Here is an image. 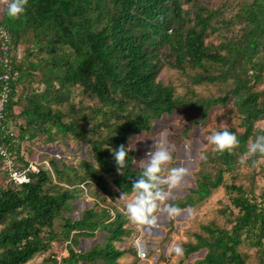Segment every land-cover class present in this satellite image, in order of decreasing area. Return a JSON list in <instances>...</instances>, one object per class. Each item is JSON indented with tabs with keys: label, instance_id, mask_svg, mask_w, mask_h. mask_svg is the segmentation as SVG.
Masks as SVG:
<instances>
[{
	"label": "trees",
	"instance_id": "1",
	"mask_svg": "<svg viewBox=\"0 0 264 264\" xmlns=\"http://www.w3.org/2000/svg\"><path fill=\"white\" fill-rule=\"evenodd\" d=\"M208 1L213 3L28 0L26 13L17 20L10 19L7 6L0 3L6 58L16 74L4 118L8 125L12 117L20 122L18 134L11 128L13 136H3L1 142L15 167L27 165L19 150L21 140L39 134L46 142L54 137L85 142L92 160L74 168H58L49 161L51 173L40 169L29 174L26 184L0 187V264H27L41 254H47L45 264H118L125 252L114 243L134 233L126 227L125 214L90 208L72 221L63 213L87 194L83 186L88 182L109 194L110 182L119 193L130 195L140 172L134 166L136 150L128 152L123 175L117 173L113 152L120 145L129 147L134 137L149 135L155 121L181 110L203 120L212 107L227 103L239 116L240 131L228 130L237 135L240 146L231 154L212 151L194 173L193 188L169 203L192 209L222 187L235 211L227 215L229 228L201 226L205 236L194 234L193 243L183 244V257L203 251L192 264H247L250 257L239 251L243 247L252 251L254 264H264V190L255 195L252 172L246 188L224 184V175L240 165L254 171L252 160H258L256 166L264 161L245 156L248 144L264 134V127L255 125L264 120V0ZM211 35L219 39L217 44L206 42ZM20 45L25 48L17 61ZM166 66L191 73V86L227 88L213 98L192 100V90L188 97H177L173 87L156 80ZM31 79L36 87H31ZM25 81L28 86H21L17 95L16 82ZM55 223H60L58 230ZM96 233L107 234L101 244L84 253L74 250L79 239H92ZM56 240L65 256L50 253Z\"/></svg>",
	"mask_w": 264,
	"mask_h": 264
},
{
	"label": "rangeland",
	"instance_id": "2",
	"mask_svg": "<svg viewBox=\"0 0 264 264\" xmlns=\"http://www.w3.org/2000/svg\"><path fill=\"white\" fill-rule=\"evenodd\" d=\"M200 3L204 5H210L213 3L208 0H199ZM185 6H183L184 8ZM206 42H211L212 44H217L219 39L214 35L209 36ZM25 45H20L16 48L15 56L17 61L23 56V49ZM191 73L188 71L181 73L177 70L163 67L157 76V81L162 85H168L173 87L174 95L177 97H188L190 91L191 99L197 98H209L217 97L222 95L226 90L224 85H212L203 84L200 86H191L188 83V77ZM36 78V75H33ZM31 87H36L37 84L34 79H31ZM22 88L28 86L27 81L25 83L15 84L16 94H20ZM28 92V91H27ZM79 101V98H74V102ZM65 110V106L62 107ZM14 112L17 109L14 108ZM178 117H182L183 121L179 120ZM225 123L228 128H234L236 131H240L238 128L239 116L237 115L235 109L231 103H227L224 106L212 107L206 114L203 120H200L192 111H179L174 113L172 116H163L162 119L155 121L152 125L151 132L149 135L141 134L134 137L131 141L133 148L136 150V157L134 166L138 169L139 162L146 158V153L152 150L154 136L162 131L164 128L169 127V131L175 134L170 137V140L175 143L176 150L173 152V163L168 167H179L185 166L189 169V174L185 179L184 184L178 190L172 193V198L168 201L171 202L173 198H182L187 194L190 188H193V175L195 172L199 171L201 164L204 162L205 158L212 152V146L207 143L206 136L210 134L212 130H221L219 125ZM18 123L15 118H11V128L14 133L19 132ZM21 125V124H20ZM183 125V126H182ZM258 128L264 127V120L255 124ZM45 135L39 134L32 140H21L19 145L20 154L26 162H35L40 164L39 169L47 170L49 173L50 166L49 161L54 162V164L61 168L62 165L65 167H77L82 161L92 162L90 156L89 146L85 142H78L72 138H61L54 137L52 141L46 142ZM201 155L205 158L201 159ZM209 167V165H207ZM251 172L254 174L255 184V195H258L262 190H264V161H259V164L254 167V171L251 167L247 165H240L235 171L224 175V184L228 185L233 183L236 186L248 187L251 182ZM52 182L54 183L53 174L50 175ZM7 184V179L5 173L0 166V187H4ZM107 191L109 193L101 192L97 186L88 182L87 185L83 186L86 195L79 197V199L71 203V211L63 213V216L71 219L72 221L80 219L82 213L85 210L93 208L94 211L99 209H105L112 215V212H124V201L120 200L119 193L114 185L107 182ZM92 194V195H91ZM186 211L177 218H168L165 214L158 212L159 216L158 225L149 233L143 227L131 223L128 219L126 227L131 228L134 233L129 237L124 238L120 243H114V247L118 251H124L118 260V264H192L193 261L200 259L204 252H199L191 254L188 257L176 256L174 252L170 249L174 245H179L183 248L185 243L194 242V234L205 236L204 232L200 229L201 226L212 224L213 226L220 229H228L229 224L226 222L228 217L234 215L235 211L232 209L228 202V198L224 193L222 187L213 191L208 198L197 204L194 208L190 209V213ZM229 213L231 214L230 216ZM60 223H55V230H58ZM137 230L135 227H137ZM137 233L135 236L134 234ZM143 235L145 239L149 241L147 246L156 244L154 241L158 240L160 243L157 249L160 250V254L153 261L152 251H149L147 260L144 262L138 261L134 253H132L130 248V241L136 236ZM107 237V234L101 235L96 233L94 238L89 239H79L77 246L74 250L80 253L89 251V249L94 244H101L103 242V237ZM130 250V251H129ZM239 251L246 252L250 257L247 264H254L253 254L251 250H246V248H239ZM50 253H55L58 257L65 256L64 246L60 240L52 242V249ZM47 254L37 255L27 264H45L43 263V258ZM101 264V263H100Z\"/></svg>",
	"mask_w": 264,
	"mask_h": 264
},
{
	"label": "clouds",
	"instance_id": "3",
	"mask_svg": "<svg viewBox=\"0 0 264 264\" xmlns=\"http://www.w3.org/2000/svg\"><path fill=\"white\" fill-rule=\"evenodd\" d=\"M0 3L7 6V16L17 20L26 13L28 0H0ZM54 86L59 87V83L54 82ZM178 118L183 121L182 117ZM219 127L221 130H212L206 136L207 143L212 146V151L219 155L225 152L231 154L240 146V141L235 133L228 130L225 123L222 122ZM174 134L169 131V127H166L154 136L152 150L148 151L146 158L139 162L140 172L132 183L131 194L123 192L120 196V200L124 201V211L129 221L143 227L149 233L158 225V212L168 218H177L186 211L168 202L172 198V193L182 187L189 174V169L185 166L168 167L173 163V152L176 150L175 143L170 140ZM132 150L131 142L127 148L120 145L114 150L113 156L118 174H124L128 163L127 154ZM245 156L264 159V134L257 135L248 144ZM204 158L201 155V159ZM257 163V159L252 160L253 167ZM187 211L190 213L191 210ZM170 251L176 256L183 254V248L179 245H174Z\"/></svg>",
	"mask_w": 264,
	"mask_h": 264
},
{
	"label": "built area",
	"instance_id": "4",
	"mask_svg": "<svg viewBox=\"0 0 264 264\" xmlns=\"http://www.w3.org/2000/svg\"><path fill=\"white\" fill-rule=\"evenodd\" d=\"M6 35L0 31V51L2 58L0 59V158L2 160V170L5 173L7 182L14 185L26 184L29 181V174H36L40 169V164L35 162H28L25 167L16 168L14 165V157L10 155L6 145L1 142L3 136L12 137L10 125L5 123V107L11 95V82L16 75L11 71L9 61L6 58ZM124 214V212H121ZM147 239L143 235L136 236L131 240L130 247L133 249L135 257L138 261H146L149 251H152L153 261L160 254V250L156 247L150 248L147 246Z\"/></svg>",
	"mask_w": 264,
	"mask_h": 264
},
{
	"label": "crops",
	"instance_id": "5",
	"mask_svg": "<svg viewBox=\"0 0 264 264\" xmlns=\"http://www.w3.org/2000/svg\"><path fill=\"white\" fill-rule=\"evenodd\" d=\"M137 228H138V226L135 227L136 230H137ZM136 234H137V233H135L134 236H135ZM132 235H133V234H132ZM131 240H132V239H131ZM147 241H148V240H147ZM130 243H131V241H130ZM147 243H149V241H148ZM154 243L156 244L155 246L149 244V247H150V248H152V247H158V245H159L160 242H159L158 240H157V241L155 240ZM133 253H134V252H133ZM134 256H135V254H134ZM135 258H136V257H135ZM140 262H141V261H140Z\"/></svg>",
	"mask_w": 264,
	"mask_h": 264
}]
</instances>
